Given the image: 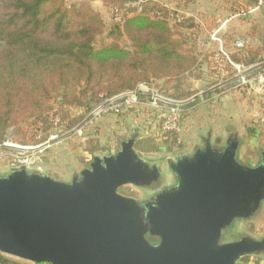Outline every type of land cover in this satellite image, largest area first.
Returning a JSON list of instances; mask_svg holds the SVG:
<instances>
[{
  "label": "water",
  "instance_id": "water-1",
  "mask_svg": "<svg viewBox=\"0 0 264 264\" xmlns=\"http://www.w3.org/2000/svg\"><path fill=\"white\" fill-rule=\"evenodd\" d=\"M236 149L230 138L220 149L207 139L168 163L176 184L143 205L118 191L160 175L132 138L112 155L93 156L69 182L13 169L0 175V252L49 264H236L264 250V238L220 243L222 231L264 198V158L243 165Z\"/></svg>",
  "mask_w": 264,
  "mask_h": 264
},
{
  "label": "rangeland",
  "instance_id": "rangeland-1",
  "mask_svg": "<svg viewBox=\"0 0 264 264\" xmlns=\"http://www.w3.org/2000/svg\"><path fill=\"white\" fill-rule=\"evenodd\" d=\"M65 1L67 4L88 2L103 16L106 26L104 32L98 36L96 46L111 40L110 5H105L101 0ZM157 1L169 6L173 11L168 22L174 37L181 42L182 53L194 56V66L175 81L167 84L164 81L152 80L149 84H139L135 90L121 93L110 102L111 98L105 100L101 104L108 103L103 108L97 109L101 104L95 105L88 113H84L81 107L67 106V116L60 121L59 115H53L48 136L41 140V133H37V143H23L25 136L30 134V129L25 123L9 126L3 143L37 148L35 153L40 160L36 161L34 168L27 171L45 174L58 180L64 177L61 175L64 167H70L72 172L76 173L87 168L93 156L112 155L119 150L121 141L132 138L152 148L150 151L136 152L148 165H155L160 175L155 184L124 185L118 191L143 205L153 202L155 194L162 189L172 188L176 184L175 175L169 170L168 163L202 148L207 139L212 147L218 149L225 145L227 138L241 141L242 146L238 151L236 149L237 161L247 166L260 163L264 153V86L258 88L242 85L240 82L242 78L247 80L254 74L264 72V53L252 56L251 59L257 63L245 64L241 63L242 60H232L231 56L238 55L239 52L229 51L231 62L239 66L238 72L230 64L220 70L218 66L222 64L221 60L214 56L220 48V42L232 46L238 41L243 44L240 50H245L246 42L253 41L252 48L247 50L254 53L259 31L264 27V0L261 3L259 0ZM128 6L132 7L134 3ZM211 37L215 39L212 42ZM120 44L127 47L129 41L121 37ZM242 57L240 59H243ZM132 93L143 95V98L139 99L142 103L151 100L150 96H157L160 99L187 104L179 116V131L164 132L156 110L152 107L125 104V100ZM186 93H189L188 97H178ZM56 102L49 104L50 116L57 110ZM71 121L74 124L67 128ZM244 139L249 142L245 144ZM89 146H99L100 149L91 154L86 151ZM43 155H49L53 163L56 160L63 163L59 162V166L54 169H46L41 162ZM2 164L0 175H6L11 169L8 168V163ZM76 167L78 171H74ZM69 178L68 176L63 179ZM242 237L264 238V198L258 210L250 217L235 219L222 231L220 243L233 242ZM236 264H264V250L245 255L239 258Z\"/></svg>",
  "mask_w": 264,
  "mask_h": 264
},
{
  "label": "trees",
  "instance_id": "trees-1",
  "mask_svg": "<svg viewBox=\"0 0 264 264\" xmlns=\"http://www.w3.org/2000/svg\"><path fill=\"white\" fill-rule=\"evenodd\" d=\"M101 1L111 6V40L96 46L106 24L88 2L0 0V144L11 125L25 123L30 134L23 143H37V133L41 140L46 139L52 116L59 115L62 121L67 106L88 113L95 105L133 91L139 84L175 81L194 66V56L182 53L181 42L174 37L168 22L173 12L169 6L157 0ZM130 3L134 6L129 7ZM121 37L129 41L127 47L120 44ZM238 52L231 56L234 62L257 63L251 58L264 53V27L254 53L234 51ZM138 98L143 95L138 93ZM53 101H57V110L50 116ZM99 149L86 147L91 154ZM134 149L152 150L135 140ZM147 238L151 243L157 241ZM0 264L42 263L0 252Z\"/></svg>",
  "mask_w": 264,
  "mask_h": 264
},
{
  "label": "built area",
  "instance_id": "built-area-1",
  "mask_svg": "<svg viewBox=\"0 0 264 264\" xmlns=\"http://www.w3.org/2000/svg\"><path fill=\"white\" fill-rule=\"evenodd\" d=\"M211 39H214L211 37ZM235 50H240L243 47L241 42H235L233 44ZM229 52L219 48L215 54V58L220 59L221 63L219 67L220 70H223L227 64H230L236 71H239V66L234 65L229 58ZM242 85H252L257 86L258 88H263L264 84V72L257 73L252 75L250 78L245 80L242 78L240 82ZM131 96L125 100V104L127 105H138V106H149L156 110L157 116L161 121V129L164 132H178L179 131V116L182 112L181 104L173 102L169 99H160L157 96H150L151 100H147L145 103H142L138 95L130 94ZM119 96H115L109 100L112 101ZM149 97V98H150ZM163 104H158V102ZM108 103V102H107ZM107 103L101 104L97 109L103 108ZM79 133L80 130H77ZM37 150L34 146H24L12 143H3L0 144V165L2 163H8L9 169H19L25 168L26 170L34 168L33 165L39 159L38 155H36L35 151ZM37 152V151H36ZM6 166V165H4ZM42 264H49V263H42Z\"/></svg>",
  "mask_w": 264,
  "mask_h": 264
},
{
  "label": "crops",
  "instance_id": "crops-1",
  "mask_svg": "<svg viewBox=\"0 0 264 264\" xmlns=\"http://www.w3.org/2000/svg\"><path fill=\"white\" fill-rule=\"evenodd\" d=\"M206 1V0H205ZM190 2V1H189ZM206 2H208V0L206 1ZM252 34V33H251ZM250 34V35H251ZM261 34H262V30H260L259 31V40H258V42H257V45H255L256 47H258L259 45H260V39H261ZM211 39V38H210ZM215 39H211V42L212 41H214ZM222 41V40H221ZM209 42H210V40H209ZM252 43H253V41H250V42H246V44H245V50H247V49H251L252 48ZM217 44V46H219V44L218 43H216ZM216 48V47H215ZM220 48H223V50H226L227 52H231V50L233 51V50H235V48H234V46L232 45V46H229V45H227V44H225V42H224V44H222L221 42H220ZM216 49H218V48H216ZM216 49H214V50H216ZM248 51V50H247ZM141 107H144V108H146V106H141ZM148 108V107H147ZM247 135V134H246ZM228 139V138H227ZM226 139V140H227ZM225 140V141H226ZM244 141H245V139H244ZM249 141L247 140V142L245 141V144H247ZM242 142L241 141H237V151L239 150V148H240V146H242ZM51 157H49V155L48 156H42V160H41V162H43V167L44 168H46V169H54L55 167H57V166H59V162H61V163H63V161H58V160H56L54 163H53V160L52 159H50ZM63 159V158H62ZM69 165V164H68ZM63 166L64 165H62V168H63ZM64 169V170H63ZM62 170H63V172L61 173V175H63L64 177L63 178H66V177H70L68 180H66V179H63V178H61V179H58V180H60V181H64V182H69L74 176H76V175H78V173H79V171L77 170L78 169V167H76L75 168V170L74 171H78V172H76V173H74V172H72V170H71V168L69 167V168H67L66 169V167H64ZM82 170V169H81ZM52 178H55V177H52ZM57 179V178H56Z\"/></svg>",
  "mask_w": 264,
  "mask_h": 264
},
{
  "label": "flooded vegetation",
  "instance_id": "flooded-vegetation-1",
  "mask_svg": "<svg viewBox=\"0 0 264 264\" xmlns=\"http://www.w3.org/2000/svg\"><path fill=\"white\" fill-rule=\"evenodd\" d=\"M218 149V148H217ZM264 158V153L261 155V159H260V163H261V160ZM156 242V241H155ZM154 242V243H155Z\"/></svg>",
  "mask_w": 264,
  "mask_h": 264
}]
</instances>
